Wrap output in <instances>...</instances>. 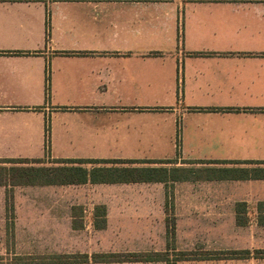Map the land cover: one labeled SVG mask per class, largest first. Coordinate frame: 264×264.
Returning <instances> with one entry per match:
<instances>
[{
  "label": "crops",
  "instance_id": "crops-1",
  "mask_svg": "<svg viewBox=\"0 0 264 264\" xmlns=\"http://www.w3.org/2000/svg\"><path fill=\"white\" fill-rule=\"evenodd\" d=\"M6 159L163 169L39 186L108 208L165 200L171 184L187 206L233 208L235 222L246 208L239 227L253 214L248 233L264 239V0H0ZM1 186L13 200L19 186Z\"/></svg>",
  "mask_w": 264,
  "mask_h": 264
},
{
  "label": "rangeland",
  "instance_id": "rangeland-1",
  "mask_svg": "<svg viewBox=\"0 0 264 264\" xmlns=\"http://www.w3.org/2000/svg\"><path fill=\"white\" fill-rule=\"evenodd\" d=\"M61 164L0 163V183L8 185L4 168ZM4 170V171H3ZM8 170V169H7ZM3 171V172H2ZM0 187V264H55V255L74 253H166L171 264H264L255 254L242 258L226 255L234 250H253L264 239L249 235L233 217V208L191 207L177 200L167 184L165 200L129 207H108V225L96 230L94 207L75 210L65 187L19 186L13 191ZM7 198V200H6ZM176 223L173 230L168 223ZM83 264V263H79ZM94 264V263H86ZM113 264H167L164 261Z\"/></svg>",
  "mask_w": 264,
  "mask_h": 264
},
{
  "label": "trees",
  "instance_id": "trees-1",
  "mask_svg": "<svg viewBox=\"0 0 264 264\" xmlns=\"http://www.w3.org/2000/svg\"><path fill=\"white\" fill-rule=\"evenodd\" d=\"M44 159H6L0 160V163H19V164H40L44 163ZM92 160H54V163L61 166L46 167V166H14L12 168H4L6 178L11 186H34V185H80L85 184L89 180L93 183H115V182H143L154 181L161 176L163 169L156 168H96L91 172L87 168L81 166L90 163ZM70 163H78V166H68ZM2 171V172H3ZM157 180V181H158ZM2 184V183H0ZM12 197V196H11ZM7 205V211L13 210V201ZM79 207L72 208L74 217L75 210ZM82 209V207H80ZM75 212V213H74ZM259 224L264 225V207L259 208ZM107 207L96 206L94 208V225L97 229H105L107 227ZM249 222L246 208H236V224L238 226H246ZM174 230L176 223L167 224ZM73 227H79L76 220ZM255 258H264V250H255L253 252ZM250 250H234L226 252V255H232L242 258L250 257ZM164 261L171 264L166 253H74V254H58L55 255V264H79V263H94V264H113L127 262H155ZM20 262L19 264H22Z\"/></svg>",
  "mask_w": 264,
  "mask_h": 264
}]
</instances>
